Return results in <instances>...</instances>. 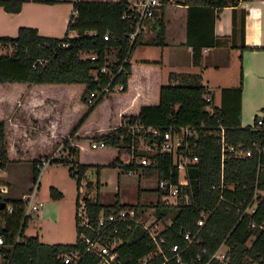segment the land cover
I'll return each mask as SVG.
<instances>
[{
	"label": "trees",
	"instance_id": "obj_1",
	"mask_svg": "<svg viewBox=\"0 0 264 264\" xmlns=\"http://www.w3.org/2000/svg\"><path fill=\"white\" fill-rule=\"evenodd\" d=\"M169 1L161 0L156 22L147 26L152 32L149 42H142V33H138L134 42L128 43L127 36L132 26L129 21L121 19L128 9L127 0L74 1L73 14L62 38L44 37L29 27H20L16 36H0V47L10 50V53L0 56V171L8 173L0 175V186L6 187L4 191L0 190V202L5 204L0 210V235L4 238L1 251L6 253L0 264H64L61 256L75 252L82 253L78 264L97 263L95 255L84 252L83 235L92 236V232L79 227L76 216L74 243L47 244L40 242L36 235L24 234L29 217L24 213L23 197L35 186L39 187L41 159L48 158L61 144L66 156L52 159L50 163L60 162L69 166L68 174L75 180L77 189L89 168L99 171L104 167H118L124 172L155 170L158 179L172 178L176 181L178 172L169 154L150 155L152 161L149 166L138 163L136 158L144 152L138 148V136L130 135L123 127L125 119L139 120L144 126L161 130L188 126L194 134L192 142L195 143L194 154L198 162L186 169L190 186L187 191H191L188 204L181 201L168 204L160 197L152 205L154 220L146 222L152 226L156 222L170 220V224L166 223L158 234L164 238L161 244L163 252L169 256L171 245L178 244L186 248L182 260L189 262L205 250L202 261L193 263L204 264L224 242L229 247L227 264H264V229L250 227L252 219L264 222V197H259L256 210L250 217H240L255 189L264 191V169L260 168L264 165V152L258 154L252 147L254 142L264 145V125L260 129H253L251 125L241 126V76L237 86L221 89L220 104L216 106L213 93L201 84L199 75L182 76L176 85L162 84L160 61H128L124 64V71L113 81V84H121L122 89L106 92L92 105L87 104L90 93L108 81V77L100 72L102 66L114 70L140 43L164 46L163 6ZM240 1L248 0L174 1L187 7L186 45L192 48L194 65L201 62L202 48L223 45L224 39L214 32L217 13L224 7L238 5ZM22 3V0H0V7L15 13L20 11ZM70 32H75V36ZM91 32H96V35H90ZM106 32L109 35L104 40ZM91 55L96 56L95 60L89 58ZM38 59L44 63L35 65ZM93 70L98 71V80L92 76ZM208 96L211 101L206 99ZM74 99L78 109L87 106V111L76 123L67 121L66 108ZM49 101L54 103L51 110L45 109ZM103 107L106 111L100 119L87 127L88 120ZM257 117L254 116L253 123ZM221 128L226 143L233 146L242 144L253 150L250 157L225 159L222 170L217 142ZM93 140H102L104 146L92 147ZM102 148H106L104 152L108 153L104 160L90 154ZM123 150L133 156L130 162L122 161L120 153ZM24 162L31 167L26 189L20 196L12 197V174ZM221 171L225 184L230 188L223 190L224 198L218 202L219 191L212 186L219 185ZM158 191L165 195L159 188ZM62 196L60 191L50 187L53 200ZM79 199L80 194L77 193L76 208ZM83 200L92 226L96 225L100 215L119 209H134L136 216L144 220L141 211L145 205L122 204L118 200L112 204H101L87 197ZM9 207H12L11 212ZM201 213H205L207 219L198 230L196 222ZM109 232L122 240L111 252L114 264H140V258L155 250L150 235L140 223L131 220L116 222ZM185 233L195 234L188 246ZM161 260V256L155 257L153 263ZM209 264L222 263L212 260Z\"/></svg>",
	"mask_w": 264,
	"mask_h": 264
},
{
	"label": "crops",
	"instance_id": "obj_2",
	"mask_svg": "<svg viewBox=\"0 0 264 264\" xmlns=\"http://www.w3.org/2000/svg\"><path fill=\"white\" fill-rule=\"evenodd\" d=\"M22 1L20 11L15 13L7 12L0 7V36H16L20 27L34 28L39 35L44 37L62 38L65 35L69 17L73 14V2L76 0ZM163 20L164 46L155 45L160 49L158 57L149 59V61H160L162 84H166L164 83L165 78L167 84L176 85L181 81L182 76L199 75L201 84L213 93V102L218 95V104H216L218 106L221 89L237 86L241 76V126L251 125L256 115L260 114L264 117V0L240 1L234 7L221 9L217 13L214 32L216 36L224 39V43L220 47L202 48L199 65L193 64L192 48L186 45L187 7L175 4L170 0L163 6ZM148 33L151 37L152 32L146 28L141 36L148 35ZM70 34L75 36V32H70ZM3 50L10 53L9 49ZM136 61L138 60L131 61L129 59V62ZM216 89L217 91H215ZM53 104L52 101H49V106L45 109L51 110ZM110 171H114V173ZM120 174L121 170L118 168L104 167L99 171L89 168L77 193L91 201H99L100 187L111 186L119 195L122 182ZM94 191L96 196L92 195ZM60 192L62 193V191ZM51 200L55 201L52 198ZM49 201H40L41 206L35 216L40 222L48 216L50 206L57 205ZM26 229L24 234L28 235ZM36 236L39 239V235ZM39 241L42 242L40 239Z\"/></svg>",
	"mask_w": 264,
	"mask_h": 264
},
{
	"label": "built area",
	"instance_id": "obj_3",
	"mask_svg": "<svg viewBox=\"0 0 264 264\" xmlns=\"http://www.w3.org/2000/svg\"><path fill=\"white\" fill-rule=\"evenodd\" d=\"M127 3L128 9L121 15V19L129 21L132 26V31L127 36V41L131 45L138 33H142L147 26H149V24L156 22L157 12L159 11L162 2L161 0H127ZM90 35H96V32H91ZM108 35L109 33L106 32L103 35V39L107 40ZM95 57V55L89 56L91 60H95ZM128 58V56H125L122 62L114 70L105 65L100 68V72L108 77V81L104 84H99L98 87L90 93L87 99V104L92 105L102 94L106 92L111 90L119 91L122 89L121 84H113V81L124 71V64L129 61ZM43 63V60L38 59L35 62V65ZM91 74L95 80L99 79L97 70H93ZM206 99L208 101L212 100L210 96L206 97ZM257 116L256 122L251 124L253 129H260L264 125L263 115L259 114ZM123 127L127 129L130 135L136 134L138 138H142V147L138 148H142L144 154L136 158L138 163L141 165L149 166L152 161L149 156L156 153L169 154L171 156L172 165L176 167L178 177L176 181H173L172 178H159L158 188L165 192L166 197L172 198V202L175 201V203H178L181 201L188 204L191 191H187L190 186L188 178L186 177V169L189 165L198 162V157L194 154L195 143L193 144L192 142V138L194 136L192 129L186 126L161 130L160 128L152 126H144L139 120L132 121L130 119L124 120ZM146 135L148 137H146ZM217 136V142L220 145L221 170L223 169L225 159H240L250 157L253 154V150L251 148L244 147L242 144L233 146L226 143L223 128L220 129ZM91 146L103 147L104 142L102 140H93L91 141ZM252 147L255 148L258 154H262L264 152V145L259 146L256 142H254ZM128 156V160H122L124 163L132 160L133 156L130 154H128ZM52 159L57 158H53V155L50 158H42L39 167L50 163ZM260 168L264 169V165L260 166ZM127 173L130 174L131 171ZM225 188H230V185L225 184L221 171L219 185L212 186V189H217L219 191L218 202L223 200V190H225ZM5 189V186H0L1 191H4ZM36 190L37 187L35 186L32 192L23 197L25 207L24 213L28 217L36 216L41 206ZM259 197H264V191L255 189L253 197L246 203L245 207L240 212L241 218L243 216L250 217V215L255 212ZM8 211L11 212L12 207H9ZM75 216L79 227H86L92 232V236L83 235V242L85 245L84 252L95 255L98 258L96 264H114L110 258L111 252L117 245L122 243V240L113 237L109 232V228L116 222H122L125 220L140 223L148 232L155 245V250L153 252L147 253L140 258V264H155L153 261L155 257L158 256H161L162 260L157 264H170L171 262H173V264H193L195 261H202V254L206 253L205 250H202L201 254H198L195 258H191L189 262H184L182 260V253L186 250V248L180 247L178 244H172L170 248V255L167 256L161 247V244L164 242V238L158 237L160 230L158 231L152 228V226H149L147 223L142 222L141 219L136 216L134 209H119L108 213L105 216L100 215L96 225L92 226L89 223L86 205L83 200H79ZM206 219L207 215L205 213H201V217L196 222L198 230L204 225ZM250 227L264 229V222L259 223L252 219ZM194 235L191 236L190 233L184 234V238L187 239V246L193 241ZM3 244L4 238L0 235V259L6 256V253L1 251ZM222 245L225 247L224 250L221 249ZM221 246L208 257L204 264H209L212 260H217L222 264L228 263V247L224 242ZM81 257L82 253L80 252L64 254L61 256L64 264H78Z\"/></svg>",
	"mask_w": 264,
	"mask_h": 264
},
{
	"label": "rangeland",
	"instance_id": "obj_4",
	"mask_svg": "<svg viewBox=\"0 0 264 264\" xmlns=\"http://www.w3.org/2000/svg\"><path fill=\"white\" fill-rule=\"evenodd\" d=\"M172 1L174 2L175 0ZM140 40L149 42L151 37L148 33V35L146 34L142 36ZM159 50V47H156L153 44L140 43L132 50L129 59L131 61L157 59ZM7 52L8 51L0 48V54ZM164 80V83L167 84L168 82H166V78ZM215 91H217V89ZM75 99L72 101V104L66 108L68 112L67 116L69 115V118L67 119L68 122L73 120L75 123L78 122L82 115H84L87 111V106L84 109H78L79 105H77V100ZM213 104H218V95ZM105 108L106 107H103L98 114L92 115L86 123V126L88 127L94 125L95 122L100 119V116L106 111ZM138 140V147H142V138H138ZM88 142L89 141L86 140V144H88ZM139 149L143 151L142 148ZM105 150L106 148L98 149L96 151H91L90 154H96L94 156H98L100 160H104L108 157V153L104 152ZM120 154L123 161L128 160L129 156L127 151L123 150ZM52 155L53 158H64L66 156V151L63 150V145H59L55 151L48 156V158ZM68 167L69 166L63 165L60 162L47 163L46 165L39 167L38 181L40 184L37 190L38 199L42 202L50 200L49 202L57 204L56 206H50L48 209V216H46V219L42 222H40V220L35 216H30L31 218L28 220L26 233L28 235L38 234L39 239L42 242L74 243L76 240L74 215L76 212L75 199L77 195V188L75 180L69 177ZM30 172V164L24 162L18 167V171L15 174H12L14 177V183L10 196L18 197L25 191L26 182L27 179L29 180ZM110 172L114 173V171ZM6 173V170L0 171V175H7L8 173ZM120 176L122 177V182L119 195H117V191L115 192L111 186H101L99 191V201L101 203L112 204L118 200L126 204L145 205L142 208L143 211H141V217H144V220L141 218V221L145 223L147 221L152 222L154 220V207L152 205H154L160 197L162 200H167L165 202L168 204H176L175 201L172 202V198H168L158 191V176L155 170L144 171L139 169L131 172L130 174L121 171ZM94 185L96 186V184ZM52 186L57 188L59 191H62L63 197L61 199L55 201L51 200L49 194L50 187ZM92 195L96 196L95 191ZM79 200H83V195H80ZM169 222V219H166L164 223L156 222L152 225V228L158 231L162 230L165 224H169ZM221 249L224 250L225 247L222 245Z\"/></svg>",
	"mask_w": 264,
	"mask_h": 264
},
{
	"label": "water",
	"instance_id": "obj_5",
	"mask_svg": "<svg viewBox=\"0 0 264 264\" xmlns=\"http://www.w3.org/2000/svg\"><path fill=\"white\" fill-rule=\"evenodd\" d=\"M5 207V204L3 202H0V210Z\"/></svg>",
	"mask_w": 264,
	"mask_h": 264
}]
</instances>
